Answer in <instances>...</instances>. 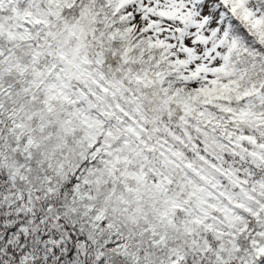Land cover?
<instances>
[{
    "label": "snow or ice",
    "instance_id": "6c2138e0",
    "mask_svg": "<svg viewBox=\"0 0 264 264\" xmlns=\"http://www.w3.org/2000/svg\"><path fill=\"white\" fill-rule=\"evenodd\" d=\"M0 264H264V0H0Z\"/></svg>",
    "mask_w": 264,
    "mask_h": 264
}]
</instances>
